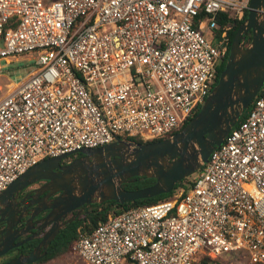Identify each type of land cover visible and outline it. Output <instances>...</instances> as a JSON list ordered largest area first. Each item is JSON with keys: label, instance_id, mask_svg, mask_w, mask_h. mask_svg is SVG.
<instances>
[{"label": "built area", "instance_id": "obj_1", "mask_svg": "<svg viewBox=\"0 0 264 264\" xmlns=\"http://www.w3.org/2000/svg\"><path fill=\"white\" fill-rule=\"evenodd\" d=\"M249 3L0 0V59L36 54L0 85V193L43 159L173 135L216 84ZM96 225L77 228L82 264H264V84L191 183Z\"/></svg>", "mask_w": 264, "mask_h": 264}, {"label": "water", "instance_id": "obj_2", "mask_svg": "<svg viewBox=\"0 0 264 264\" xmlns=\"http://www.w3.org/2000/svg\"><path fill=\"white\" fill-rule=\"evenodd\" d=\"M248 32L251 38L245 45ZM228 51L225 67L199 110L170 137L142 143L117 138L99 147L43 159L12 181L0 193V220L4 219L6 224L7 217L14 215L8 204L9 197L29 184L46 180L42 191L61 193L38 210L48 209L43 226L51 223L38 245L28 254H20L2 264L35 262L44 255L60 228L74 221L80 211L65 222L60 219L84 204L108 200L125 203L168 193L180 180L194 174L215 146L221 144L264 84V0H250L247 16ZM78 153L81 156L67 164L61 163ZM132 177L154 178L155 182L125 189L122 185ZM10 228L6 226L4 235L10 238L0 237V255L24 242L11 245L14 236ZM41 249L44 251L39 254Z\"/></svg>", "mask_w": 264, "mask_h": 264}, {"label": "flooded vegetation", "instance_id": "obj_3", "mask_svg": "<svg viewBox=\"0 0 264 264\" xmlns=\"http://www.w3.org/2000/svg\"><path fill=\"white\" fill-rule=\"evenodd\" d=\"M79 156L81 155H75L74 157L71 158L67 157L61 163L67 164ZM46 182H47L46 180H39L33 182L28 186L24 187L23 189H21L18 193H14L13 196L9 197L8 204L11 205L14 211V215L7 217V224L4 223V219L0 220V237L3 238V240L10 238L9 235L8 236L6 235V237H4V235L6 234L5 232L6 226L9 225V227H12L10 228L12 230L10 234L11 235L13 234L14 236V239H11L10 244L14 245L23 240L24 242L17 246L11 247L9 250H7V252H4V254L0 255V264L20 254H28L29 252H31L41 241L46 231L50 229L51 223L45 227L43 226L44 223L43 217L49 212V210L46 209L39 212L38 210L44 205L46 206L49 205L52 202V200L55 197H57L58 194H60L61 192L58 191L50 194L49 190L42 191L44 189L43 187L45 186ZM154 182L150 183L149 185L153 184ZM90 205L91 204H84L83 206L74 209L73 211L68 213L65 217H62L60 221L65 222L73 214L80 211V213L75 218L77 219L79 215H82L83 213H87L93 210L91 207H89ZM66 225L67 224L62 226L59 232ZM59 232L56 234V236L59 234ZM56 236L51 240V242L47 246L44 255H42L32 264H39L41 263V261H43L44 258L47 257L49 247L52 244V242L55 240ZM43 251L44 250L41 249L39 254L43 253Z\"/></svg>", "mask_w": 264, "mask_h": 264}, {"label": "trees", "instance_id": "obj_4", "mask_svg": "<svg viewBox=\"0 0 264 264\" xmlns=\"http://www.w3.org/2000/svg\"><path fill=\"white\" fill-rule=\"evenodd\" d=\"M246 16H247V13L244 15L243 19L235 21L233 23L232 28L229 31L230 45H231L232 39H233L239 25L243 22V20L246 18ZM12 18L17 19L15 16H12ZM250 38H251V33L248 32L246 35V39H245V45L250 41ZM228 53H229V51H228ZM227 56H228V54L220 62V65L218 67V72H217V79L219 78L221 71L225 67V64L227 62ZM245 113H246V110L242 114V116L239 118V120H241L245 117ZM185 124H187V122ZM185 124L183 126H185ZM180 129H178L177 131H179ZM177 131H175L174 133H176ZM122 137H123V139L128 140V141H132V142H137V143L144 142L135 136H122ZM167 137H169V136H167ZM165 138L166 137L161 138V139H165ZM161 139H158V140H161ZM152 141H157V140H152ZM145 142H149V141H145ZM75 155H81V154H79V153L73 154V155H70L69 157L71 158V157H74ZM129 181H130L129 183H125L122 185L125 189L141 188V187L146 186V185L140 186L139 181H151L150 183H152L155 181V179L154 178H146V177H132L129 179ZM191 181H192V179H190V176L183 178L177 184H175V186L173 187V189L170 192L162 193V194L155 195V196L149 197V198L137 199V200L129 201V202H125V203H117L113 200H108V201H105L103 203L91 204L89 207H91L93 209L92 211H89L87 213H83L82 215H79L77 217V219L68 223L64 228L61 229L59 234L56 236L55 240L50 245L49 251L47 253L48 254L47 257L44 258L43 261H41V263L45 262L46 260L58 257L64 253L70 252L72 244L78 238L77 228L79 226H83L87 230L90 231L93 227L97 226L96 224H99L100 222L105 221L109 215L119 214L120 212L127 210L129 208H132V207L141 206V205H150V204H154L156 202H160V201L169 199V198H171V196L174 195L176 189H178L181 186H186L188 183H191ZM229 256L228 255L225 256L227 259H223V258L212 259L207 255H202L197 260V262L195 264H226V262H228L230 259H232V257L231 256L229 257ZM41 263H39V264H41ZM256 264H258V263H256Z\"/></svg>", "mask_w": 264, "mask_h": 264}, {"label": "rangeland", "instance_id": "obj_5", "mask_svg": "<svg viewBox=\"0 0 264 264\" xmlns=\"http://www.w3.org/2000/svg\"><path fill=\"white\" fill-rule=\"evenodd\" d=\"M204 35L208 40L212 38V35L210 33H205ZM35 62H36L35 53H28L25 55L17 56L15 58L0 59V69L2 72V75H0L1 76L0 85L4 87V85L10 82L11 80L13 82L19 81L20 79L23 78V76H25L31 70L36 68ZM195 175L196 172L190 176V179H193ZM150 182L151 181H139V185L148 186ZM229 255L232 256V254ZM41 264H82V261L75 254L68 252L53 259L46 260ZM226 264H246V262L239 259H235L233 257L228 262H226Z\"/></svg>", "mask_w": 264, "mask_h": 264}, {"label": "crops", "instance_id": "obj_6", "mask_svg": "<svg viewBox=\"0 0 264 264\" xmlns=\"http://www.w3.org/2000/svg\"><path fill=\"white\" fill-rule=\"evenodd\" d=\"M226 258V257H225ZM225 258H223V259H225ZM227 259V258H226Z\"/></svg>", "mask_w": 264, "mask_h": 264}]
</instances>
